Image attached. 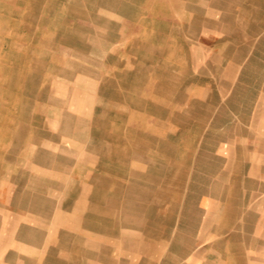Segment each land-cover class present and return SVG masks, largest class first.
<instances>
[{
    "label": "rangeland",
    "instance_id": "obj_1",
    "mask_svg": "<svg viewBox=\"0 0 264 264\" xmlns=\"http://www.w3.org/2000/svg\"><path fill=\"white\" fill-rule=\"evenodd\" d=\"M0 264H264V0H0Z\"/></svg>",
    "mask_w": 264,
    "mask_h": 264
},
{
    "label": "crops",
    "instance_id": "obj_2",
    "mask_svg": "<svg viewBox=\"0 0 264 264\" xmlns=\"http://www.w3.org/2000/svg\"><path fill=\"white\" fill-rule=\"evenodd\" d=\"M220 157H222V156H220ZM223 174H225V172ZM221 205H222V200H221L220 197H218V199H217V206L220 207Z\"/></svg>",
    "mask_w": 264,
    "mask_h": 264
}]
</instances>
